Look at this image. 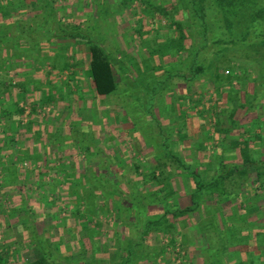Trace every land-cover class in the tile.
I'll return each instance as SVG.
<instances>
[{
  "label": "trees",
  "instance_id": "1",
  "mask_svg": "<svg viewBox=\"0 0 264 264\" xmlns=\"http://www.w3.org/2000/svg\"><path fill=\"white\" fill-rule=\"evenodd\" d=\"M19 1L24 3L21 5ZM57 1L58 0H38L39 5H36V2H32L30 5H28L26 0H18L16 2L12 0H0V3H3L1 4L3 6L2 12H4L1 15H3L5 18H10L16 13H25L27 15L28 13L33 12L32 8L34 5H36V7H34V11L37 10V6L40 8L38 15L40 18L39 24L34 26L28 24L29 27L24 26L25 28L27 27V30L26 34L22 35V37L18 36L17 38H14L12 32H8V29L11 28H6L2 25L0 26V32L2 27L4 30V34L0 33V66H4V61L6 59V67L9 65L8 69H13L19 64V61L24 62V60L34 57L30 56L28 53L39 55L41 51L47 52L48 54L45 57L40 56L37 60L48 62L51 55H55L54 53L58 52V54L55 56V61L51 62V72L43 74L39 73V78H36L35 73H25L26 76L21 75L18 81H16L14 76L9 74V70V72L7 71L3 74H0V127L3 129L2 132L4 134L3 138L0 139V182H2V184H0V193H2V191H4L6 188H11L15 191V195L12 196L14 209L9 215V218L12 217V219H14V223L19 225V223H17L19 218L18 216L14 215L15 212L22 211L24 212V215H28L29 219L24 220L23 225L20 224L16 227H19L18 229L22 230L25 227H28L29 231L33 235L35 234L34 237L30 238V241L33 242H31L32 244L36 245L38 251L42 254L41 258L36 264H60L59 261H61L62 256L66 257L68 261H72L73 264H77L78 258L73 259L72 256H70V249L63 241L64 236L61 233V229L59 230L61 227V220L59 219V216H54L52 218V221L55 223L57 222L55 226L59 231V236H55V238H53L51 232H45L41 237H39L35 233L37 229L35 227L37 218L34 211L35 209L44 207L43 205L45 202L41 200L42 198L33 199L26 196L25 189L27 187L24 184V180L22 182V178L25 180L38 178L40 180L44 177V173L42 169H24L22 168V164L26 159H30L32 165L36 162L40 163L42 164V168L45 167L46 171L49 168V164L46 161V163H44V161L40 162L42 161L40 160L41 155L36 151L35 148H14V146L18 144L17 133L20 132L21 125L16 123L13 118L20 115L24 116L25 110L20 107L22 102H24L26 105H29L32 111L31 115H35L39 106L50 105L53 103L55 104L57 100L60 99V96L71 105L75 99L82 95V91L79 93L78 88H75L74 85L80 80V72L74 71V69L82 64L81 60L76 62L78 58L76 57L77 55L75 52L79 43H82L86 49V52L89 54L88 79L91 80V91H94L96 98H106V105L114 102L115 105L123 110L124 115H126V117L132 121L135 129L140 133L141 141L149 144L155 149V151L158 149L169 151V155L175 156L177 160L179 159L178 154H175L172 151V148H178L180 144L183 143V138L186 136L177 137V135H174L170 130L165 132V130L162 129V131H156V129L154 130L152 128L156 124H158L159 128L161 124L157 117V108L163 105L165 99H167L169 96V92L175 91L177 88L179 92L185 90L187 92H191L199 85H201L203 88L210 87L212 83L216 85V80H214L213 77L209 75L212 65L211 58L219 56L222 51L226 50H236V48H247V50L249 48V50H255L258 49L259 46L264 45V0H180L184 7V14H186L185 20L189 25L187 28L185 27V30L189 29L191 31L190 36L189 34L185 33L183 30L184 28L180 27V23L178 26L180 28L178 37L174 38L170 36L165 42L162 41L158 43V35L150 36L152 40L147 38V41H149V43L154 41V45L150 46L149 43L146 44L148 49L151 51L156 50L164 57L170 56L172 58H176L177 60L173 63L170 62V65H168L167 69L162 74H160L159 77L149 78V76L147 77L148 73L145 71L144 73L142 72V76L140 74V77H136V75L132 74L131 70L129 69V72L125 73L123 77L120 76V79L117 80L114 71V66L116 65L114 60L117 59L118 62H123L125 58L119 56L117 57V52H111L109 48L105 46L104 38L106 39V37L103 35L100 37L98 36L100 35V33L98 34V21L92 23L90 28H88V33H86L83 27L80 25H64L62 21L59 20L60 18L56 20L54 14L56 12L54 4L56 5ZM146 4L150 3L146 2ZM101 10L104 11L105 8H101ZM98 11L100 13L102 12L100 9H98ZM143 25L146 27L148 26L147 23H143ZM33 28L38 30H35L34 35L35 38H39V42H37V44L35 41L33 42L31 40L32 35H30V31ZM20 30L22 33V28ZM10 34H12V36ZM146 36L147 35H144L143 37L146 38ZM188 40H191L190 42L192 46L186 51L184 47L186 45V41ZM22 41L30 46L31 50L27 51V55L18 54L9 56L8 58L3 57L2 45L6 46L9 44L7 49H12L14 45H17V43ZM144 41L147 42L146 40ZM113 42H116L115 37ZM33 49H35V53H33ZM67 49H70L69 55L64 57L62 52ZM176 49L178 50L177 52ZM183 52L186 54L185 56L182 55ZM204 54H206L207 57H205L202 62H199L200 56H203ZM70 58L74 60L72 64L69 62ZM9 61H12V64H9ZM144 67L146 70H148L150 66L146 64ZM66 71L70 73V76L66 80H63L62 76L64 73H66ZM182 72L185 75H182ZM130 77L133 78L132 81L130 80ZM176 78H182L187 80V82H185L184 85L177 84L172 88H167V95L166 92H164V95H161L162 97H160L161 99L158 102L156 99L158 89L165 86V84L169 81H174ZM253 79L254 83L258 81L257 76H254L252 80ZM122 80L123 83L120 84L119 82ZM259 81L262 82H258L257 87L255 86L256 88L253 93V99H250L249 97L250 104L255 103L253 107L248 104L247 99L245 102L239 100L232 103L228 102L229 105L227 106L228 109H233L234 114H238L240 116L249 115L250 117L252 115L257 116L256 121L251 123L253 130V125L255 126L256 122L260 124L261 118H259V113L261 111L260 109L264 108V73L262 80L260 79ZM127 82H129V84H125ZM78 86L80 89H82L80 85ZM179 86H185V88L183 89ZM33 88H38V90L41 88L44 94H41L40 92L39 95H37L33 92ZM139 88L140 91H138ZM216 88V94L221 95L222 90L218 87ZM233 91H237L235 90V87L233 88ZM141 92L144 93L143 97H141L143 94ZM192 97L193 95L188 93V95L184 98L189 103L188 105H185V108H182L181 113L184 119H187L190 115H193L192 113L197 114V112L192 111V108H197L199 103H193ZM222 102H224V97ZM198 113L200 115L199 118H203L204 115L200 114V112ZM182 124H184L183 121ZM161 132L163 135H161ZM6 144H8V146H6ZM79 150L80 152L78 154L80 155L82 153L88 154L85 148H79ZM80 155L78 157H80ZM243 161L244 164H246V167L243 168L244 170L249 171L251 167L257 168L259 170L261 166L264 167V164L262 165L263 160L260 158L257 160L253 157H250L248 154L243 158ZM147 165V163L144 164V166ZM49 166L52 167L51 165ZM183 166L184 170L188 171L192 176L197 175L196 173L198 172L196 170H192L191 168L187 167L186 164H183L182 167ZM142 167V163H137L135 165L136 172H138ZM49 172H52V170L49 169ZM55 172L57 174V169L54 171V176H52L53 179L50 183L47 184L41 180V188L46 192V194L48 192L52 193L54 197L55 194H58L56 196H59V194L61 195L62 192L63 200L65 201V199H68V197H66L65 190H70V193L72 194L74 188L73 186L78 184L79 180H75L77 178L74 179L73 177H68L63 181H60L58 180ZM233 172L234 169H231L230 167L228 168L227 166L223 165L222 162L221 168H218L216 172V179H213V182L209 185L203 183L201 180V182L196 184L195 192L207 189L209 187H213L215 189L220 188L223 186L221 184L223 182L222 180L225 177L232 175ZM153 173L154 174L151 175L153 178L152 180H154L156 183H160L161 181L156 176L155 171H153ZM97 175L86 178L89 182L90 188L95 189V187L98 186V189H100V192H102L101 194L104 195L108 200L113 201L114 197L118 196L120 199H122L118 201V211L123 213L136 210V215L140 217V213L143 211L144 196H146L140 187H137L138 189L136 188V190H134V188L131 186L130 195L128 193V191H130L129 189L128 191L123 192V187H121V184L115 183L112 180H108V178H102L103 176L99 175V171ZM259 175L261 176V174ZM144 179H147V177L145 178L144 176ZM62 186L63 190L60 189ZM164 191H166V189H164ZM160 192H162L161 195L165 199H167V197L169 198L167 193L161 190ZM168 193L171 195V191H168ZM86 196H90V194ZM79 198L81 197L77 196L76 198L77 204L81 203ZM195 198L196 195H193V201L198 205L199 202H197ZM84 199V197L81 198V200ZM84 203H86L87 207L90 208L93 204L90 201L89 205L87 200L86 202L84 201ZM125 204H130L131 207L126 206ZM76 207L77 213L80 214V205ZM158 207H160L158 209H163V216H161L157 222H143L146 230L142 231V233L137 232V236L135 237L141 238L143 241L145 235H147L150 229H153L156 233L162 232L171 235L173 234V228L167 219L168 216L170 218L173 216L174 219H177L179 216L185 215L186 213H191L193 211L191 208L181 209L180 206L170 201L159 204ZM28 221H30L29 225H27ZM166 223L168 225H166ZM54 240H56V242H54ZM50 241H53L54 244L57 243L56 246H54L55 251L50 247ZM170 241L171 242L168 244V247L174 246L175 238L172 237ZM7 242H9L7 239L0 241V264H11L13 262V258L8 260L9 251L5 245ZM138 248L143 247L138 245ZM157 251L159 252L158 254H161L165 250L162 248V250L157 249ZM127 252L128 255L126 259L120 261L119 264H134L133 262L135 260H132V250ZM56 253L61 255V257L57 256ZM94 257L95 256H93V258Z\"/></svg>",
  "mask_w": 264,
  "mask_h": 264
},
{
  "label": "rangeland",
  "instance_id": "2",
  "mask_svg": "<svg viewBox=\"0 0 264 264\" xmlns=\"http://www.w3.org/2000/svg\"><path fill=\"white\" fill-rule=\"evenodd\" d=\"M12 1L16 2L18 0H12ZM92 1L93 0L75 1L74 3L77 5L75 4H74L75 6L72 5L73 8L70 10L71 14L69 15L66 9V5H64V3L66 4L68 1L58 0L55 5L56 12L54 14H55L56 19L58 20L60 18L59 20H61L64 25H68V26L69 25L70 26L80 25L83 27L86 33H88V28H90L92 23H94L97 20L100 21L99 28H98L99 29L98 34L100 33V35L98 36L99 37L101 35L105 36L106 37V39L104 38L105 46L108 47L111 52H114V51L117 52V57L119 56V57L125 58L123 62H118L117 59L114 60L116 64L114 66L115 67L114 71H115L117 80L120 79V76L123 77L125 73L129 72L130 68L136 67V66L138 68L140 67L143 73L144 71L147 72L148 73L147 77L149 76V78H155L156 75L162 74L167 69L168 65H170V62L173 63L174 61L177 60L176 58H172L170 56L164 57L156 50L151 51L150 49H148L146 44L149 43V41H147L148 40L147 38L152 40L150 36L158 35L159 36L157 39L158 43L162 41L165 42L170 36L174 38L178 37V33L180 31V28L178 26L180 23H181L180 27L184 28L183 30L185 31V33L189 34L190 36L191 31L189 29L185 30V27L187 28V26L189 25L187 24L185 20L186 14H184V7L180 0H148L147 3L149 2L150 4H144L142 0H138L136 2L135 0H125L126 5H127L125 8L118 7L115 10H109L105 8V11H102L100 8L101 6L99 7L98 4ZM33 2H36V5H39L38 0H33ZM99 8H100V11H102L101 13L98 11ZM143 23L145 24L147 23L148 26L147 27L144 26ZM15 29L17 30L16 26H15ZM144 35H147L146 38L143 37ZM192 35L194 36L193 33ZM114 37H115L116 42H113ZM144 40H146L147 42H145ZM190 41L188 40L185 43L186 45L184 49L186 51L187 49H190L192 46ZM18 44L13 46L15 47L14 48L15 50L18 48L17 47ZM149 45L150 46L154 45V41H152V43L150 42ZM177 49H176V52L179 50ZM245 50H247V48L245 49L236 48V50H226V51H222L219 56L217 57L215 56L211 58L212 65H211L209 75H211V77H213V79L216 80V85L212 83V85L208 88L207 87L203 88L201 85H199L198 87H195L194 90L191 92L189 91L187 92L186 90L179 92L178 88L175 91H170L169 96L167 99H165L163 105L157 108V112L160 115L163 114V118L165 117L167 121H169L168 119H170L174 115V119H175L174 122L178 124V130L177 131L175 130L174 133L177 135V137L186 136L185 138H183L184 144L181 143L180 146L182 144L183 146H185V144L187 143L188 145H191V148H198V149L199 148H238L240 158L243 159L248 154L250 157H253L257 160L258 158L263 160L262 161V165H263L264 164V136H263L264 135V121H263L264 108L260 109L261 110L259 113V116H260L259 118H261L260 124L256 122V124L258 125L256 124L255 126L253 125L254 128L256 129L258 128L257 130L261 132V134H263L262 135L263 137L261 139L262 141L259 140L256 142L260 150L257 149L254 151V148L250 146V142H247L246 138L244 137L246 133H244V130L242 129V127H240V120H239L240 116L238 114H234V111L232 108L228 109L227 107L229 105L228 102L232 103L238 100L245 102L246 99L248 101V104L253 107L255 103L250 104L249 97L250 99H253V93H254L255 88L258 85V82L260 83L262 82L259 80L260 79L262 80V76L264 73V45L259 46V48L255 50L253 49L249 50V48L247 51ZM69 52H70V49L69 50L67 49V50H64L62 54L64 55V57H67V55H69ZM43 53H46V52L41 51L39 56L42 55ZM75 53L77 55L76 57L78 58L76 62H78L79 60L82 61V64L74 69V71L80 72L79 74L80 80L78 81L79 83V82H83L88 79L89 54L86 52V49L84 48L82 43L78 44V47L76 48ZM82 53H83V57L81 55ZM9 55L10 53L6 51V55H3V57L8 58ZM182 55L185 56L186 54L183 52ZM55 56L56 54L50 57L48 62L39 61L41 65V68L39 71L41 74L51 72L52 70L51 62L55 61L54 60ZM205 57H207L206 54H204L203 56L201 55L199 62H202ZM6 62L7 60L5 59L4 63L6 64ZM69 62L70 64H72L74 60L70 58ZM5 64L4 66H0V70H1L0 74H3L4 72H7L9 70L8 69L9 65L6 67ZM9 64H12V61H9ZM146 64L150 66L148 70H146V68L144 67L146 66ZM9 74H12L13 76L15 75L14 72H9ZM21 74L25 75L23 73ZM182 75H185V74L182 72ZM69 76H70V73H68L67 71L62 76V79L66 80ZM138 76L140 77V74H138ZM254 76H257L258 81L256 83H254V79L252 80ZM132 77H130L131 81L133 80ZM185 82H187V80H184L182 78H176L174 81L173 80L169 81L168 83L165 84V86L160 87L158 89L156 99L159 102V100L161 99L160 97L164 95L163 93L166 92L167 88H170V87L172 88L174 85H177V84L184 85ZM78 83L76 82L74 85H75V88H78L79 93H81V91L83 92L84 90L79 88ZM119 83L122 84L123 80L120 81ZM125 84H129V82ZM179 87L183 89L185 88V86L184 87L179 86ZM216 87L222 90L221 95L216 94V90H217ZM234 87H235V90H237L235 92L233 91ZM138 91H140V88L138 89ZM33 92L36 93L37 95H39L40 92L41 94H44L41 88L40 90H38V88L37 89L33 88ZM188 93L193 95L192 97L193 103L198 102L199 106L197 108H192V111L197 112V114L192 113L193 115H190L188 117L189 119L188 118L184 119L181 112H182V108H185V105L189 104L184 99L188 95ZM166 95H167V92H166ZM143 96H144V93L141 95V97ZM223 97H224V102H222ZM59 98H61V96ZM106 106L108 107L109 105H106ZM20 107L25 110L24 118L26 119V117H28L29 113L31 112V107L29 105H26L24 102L20 104ZM37 110H38L37 113L42 114V116L46 118L51 115L54 109L52 108V106L44 105V106H39ZM198 112L204 115L203 118L201 117L199 118L200 115ZM255 119H257V117ZM182 121L184 122L185 125L182 124ZM161 122H162V127H164V130H166V128L168 127L167 122L166 121L165 122L161 121ZM213 123H214V126L211 125ZM201 124L203 126H205V124L210 125L213 128L212 135L211 133L207 132L209 128L207 127L202 128L200 126ZM193 129H196V133L194 132ZM1 131H2V128L0 127V133ZM127 132L128 131L125 130L124 134ZM234 132H236L237 134L232 135ZM128 134H129L128 136H122V135L118 136L116 140L115 139L114 140L118 142H122V145L124 146L123 148H125L122 154L127 155V157L131 160V163L134 164V167H132V165L130 166V169H132L131 172L134 175L133 177L131 176V174H128L126 169H123L122 166L119 167V165L117 164V161H115L116 159H119L118 156L121 154L119 153L117 157L114 156L113 152L115 148H117L116 146L117 142H115L116 144L113 143L114 145H111L109 148H102L107 159L102 164L100 163L99 166L96 164V162H92L91 158L89 159V155L85 153H82L80 157L78 158L79 161L82 162L81 167L79 168L77 166L78 165L77 160L75 161V159H73L72 156H68V155L62 156L61 155V156L49 157L48 153L43 154L42 152H40L42 153L40 154L41 155L40 160H42L40 162H43V161L44 163L47 162L52 167L48 165L49 168L46 171L45 167L42 168V164H41L40 169H42L44 173V177L40 180L37 178L38 181L36 178L26 179V180L22 178V182L24 180V184L27 187L25 189L26 196L31 197L33 199L42 198L41 200L45 202L44 207H43L45 208L44 209L45 212L51 213L52 208H56L57 209V210L55 209L56 212L59 213L60 217L62 219H65L66 221L67 218L72 216L73 212H76L75 211L76 206L80 205V211L89 209L86 203L82 202L80 204H77L76 199H74L73 201L69 199H70V196L74 197L75 194L76 195L79 194V192L81 191L80 189H77V188L80 187L81 183L85 184L84 181L86 180V178L90 176H96L98 171L100 175L103 176L102 178L108 177L109 180H112L118 184L120 183L123 184V182L125 180H128L129 177L138 178L136 183H134L136 185L144 184V182L148 180L151 181L153 179L151 176L152 174H154L153 171H155V174L157 177L159 178L164 177L166 179L168 178L170 181L172 176H175V170L173 171V169L168 166V163L169 161L175 160L176 159L175 156H170L169 151L161 150V149L148 153L147 148L149 147H145L144 144L139 142L138 138L134 137L133 134H131L130 132ZM205 135H208V136L205 137ZM0 139H2L1 136H0ZM226 140H228L229 142L225 146L224 144ZM179 147L172 148V151L175 154L176 153L178 154V151L180 150ZM45 149L47 150V148ZM199 155H200V151L198 150V156ZM31 163L32 162L30 159H26L22 164V168L24 169H31V168L38 169L39 168L38 165L40 163L36 162V163H33V165ZM137 163L143 164V167L138 172H136L135 170V165ZM146 163L148 165L144 166V164ZM210 165H212L213 167V162H209L207 164V169L209 168ZM49 169H51L52 172H49ZM56 169H57V174L56 172L55 174L58 180L60 181H63L65 178H68V177H71V178L73 177L74 179L77 178L75 180H79L78 184L73 186L74 187L73 192H72L73 194L65 190L66 197L70 195L67 200L65 199V201L63 200L62 192H61V195L59 194V196H56L58 194H55V197H54L52 193L50 192L46 194V192L41 188V185H40L41 180L42 182L44 181L47 184L50 183L53 179L52 176H54V171H56ZM211 169L212 168H209L208 170L204 169L202 171V173H204L205 171L204 176H206L207 179H209V177H211L214 174L213 169L212 171ZM256 170L258 169L257 168L252 169L251 167L249 171L244 170V169H242L241 172L239 170L234 171L235 173H233L232 175L233 178L236 177L237 179H240V180L247 179V182L249 185L248 186L246 185L245 187L246 190H243L241 188L237 189L238 187L237 184L234 186H225L223 184L224 187L221 186L220 188H217V189L212 187L208 189L207 191L205 190L202 193L197 195L195 199L197 200V202H199L198 205L194 203L193 195H192L191 200L193 203L189 208L193 209V211L191 213H186L185 214L186 216H184L186 219H187V216H190V220L189 219L186 220L185 223H182L181 221L180 224L189 227L188 225H191L189 221H192V223L196 221V218L194 217L193 212L199 213L202 210L205 211L204 207L208 205L207 201L211 197L210 193L211 194L214 193L215 195L213 194V196H216V194H220L223 197H225L226 195L225 192L228 189H230L231 191H236V193L242 191L240 192L241 195L244 197H247L249 200L250 196L253 195L252 190L260 191V189H262L263 197H257L254 202L255 204L260 201L264 202L263 200L264 199V184H262V181H264V167L261 166L258 170L261 176L258 174V171ZM82 173H83V176H82ZM144 176L145 178L147 177V179H144ZM0 184H2V182H0ZM180 186L182 185L180 184ZM121 187L123 186L121 185ZM60 189L63 190V186ZM124 191L125 190H123V192ZM94 193L92 195H94L96 199L100 198ZM155 194H158V193H155ZM168 194L169 196L172 195V194L170 195V193ZM245 194H248V195H245ZM14 195H15V191L14 189H11V188H6L4 189V191H2V193H0V221H2L0 222V241H2L3 239H7L9 241L5 245L9 251L8 260L13 258V262L11 264H36L37 261L41 257H40V252L38 251V249L36 247L34 248L32 246L33 242L30 241V238L34 237L35 234L33 235L30 231H28V229H25L27 233H22L21 230L17 232V227H16V226H19L20 224L23 225L24 220L29 219L28 215H24V212L22 211H17L14 213V215L18 216L19 218L17 222L19 223V225L14 223V219H12V217L9 218L11 211L14 209V206H13L14 203L12 202V198H13L12 196ZM104 197L100 198L101 202L99 203V207L101 208L103 206L100 212L102 215L107 213L104 215V218L109 216L107 218L109 220H104L108 222L106 224L108 226L110 225L109 222H111V220L113 219L111 218V216L115 217V214L117 212L115 209L116 207L115 203L117 201L116 202L110 201L111 203L110 205L109 200L106 197L105 198ZM117 197L115 198L117 199ZM244 197H242L240 201L243 207H247L249 203ZM210 204H211L210 205L211 207L216 205L218 210L221 209L224 211L226 208L225 199H223L222 197L221 198L217 197L216 201H212L210 202ZM249 212H250V209L248 208L247 213ZM52 213L55 214V212H52ZM53 214L52 216L54 217ZM251 216L252 215L248 214V217H251ZM38 217L39 216H36V218ZM252 217H255V216H252ZM170 219L168 221L173 228L172 229L173 234L169 235V234H165L162 232H160L161 234L156 233L157 236L160 235L158 238L159 239L158 242L160 243V244L158 243L159 244L158 250H162V248H164L165 251H163L161 254H158L159 252L157 251L155 247L156 245H154L153 249L150 248V250H144V248H136L132 250V255H133L132 260L133 261L135 260L133 262L134 264H143L150 260H152L151 264H158L161 261H164L163 264H189L190 263V260H192L193 258L191 257L192 255L190 254V249L187 247L186 243L182 241L181 238L177 234L176 227L178 226H177V223L175 222L176 220L174 218L173 219L170 218ZM215 220L221 221L222 219H220V217H216ZM30 221H28V224ZM66 225H69V223L67 224L66 222L65 223L63 222V224H61L60 225L61 227L59 228V230L61 229L63 236L64 234L68 233V226ZM166 225L168 224L166 223ZM49 228L50 227H49L48 220L40 221L38 224V229H36L35 233L39 237H41L45 232H51L52 236L55 232L59 233V231H57L58 229L56 228V226L55 228L52 229V231H50ZM209 228H212V227H209ZM14 230H16V233ZM54 230L55 232H53ZM202 232L206 233L205 230ZM217 234H218V242L216 241L214 242V244L216 245L217 243L219 244L220 247H224L223 239L226 236V234L225 233H222V234L217 233ZM215 235L216 233L214 232L213 236L215 237ZM172 237L175 238L174 246L168 247V244H170L171 242L170 240ZM212 242H213V239H212ZM207 243L211 245V248H209V251H212L213 249L218 248L216 246H213V244L211 243V238L210 240L208 239ZM52 249L54 250L53 247ZM85 249H86L85 246L77 248L76 249L77 254L75 256L71 255V252H70V256H72L73 259L78 258L77 264H86L85 257L88 258L89 251L83 257L82 256L83 250ZM90 250H91L90 251L91 255L95 253L94 252L95 248L90 249ZM108 253L109 255L111 254L110 252ZM57 256L61 257V255L59 254H57ZM93 256H96V255L94 254ZM105 257H108V256H103V255L101 256V258H105ZM59 262L60 264L61 263L73 264L72 261H68L66 257H63V256L61 258V261ZM51 264H54V263H51Z\"/></svg>",
  "mask_w": 264,
  "mask_h": 264
},
{
  "label": "crops",
  "instance_id": "3",
  "mask_svg": "<svg viewBox=\"0 0 264 264\" xmlns=\"http://www.w3.org/2000/svg\"><path fill=\"white\" fill-rule=\"evenodd\" d=\"M26 1L28 5H30L33 2V0H26ZM67 1L68 2L66 4L64 3V5H66V9L70 15L71 14L70 10L73 8L72 5H74L75 4L74 2L77 0H71V1L67 0ZM136 1L138 0H135V2ZM147 1L148 0H142L144 4H146ZM92 2L98 4L99 7L101 6L102 9L107 8L109 10H115L118 7L125 8L127 6L125 0H93ZM19 3L22 5L24 2L19 1ZM1 4L3 3H0V5ZM2 7L3 6L1 5L0 26L2 25L3 27L11 28L8 29L9 30L8 32H12L14 38H17L18 36L22 37V35L26 34L27 27L25 28L24 26H28V24H31V26L39 24L40 18L38 15L40 8L37 6L36 8L37 10L34 11V7H36V5H34L32 8L33 12L29 11L30 13H28L27 15L25 13L24 14L16 13L14 16L10 18H5L3 15H1L4 13L2 12L3 11ZM54 8H55V4H54ZM97 21L98 23L100 22L99 20ZM15 26L17 30L15 29ZM3 27L0 32L1 34H4ZM21 28L23 30L22 33L20 32ZM36 28H33L30 31V35H32L31 40L33 42L35 41L37 44V42H39L38 41L39 38L34 37L35 30L38 31ZM12 34L10 35L12 36ZM8 46L9 44L6 46L2 45L3 55H6V51L10 53L9 56L17 55V54L27 55V51L31 50L30 46L28 44H25L24 41L18 44L17 46L18 48L16 50L14 49L15 47L12 46H11L12 49H7ZM34 50L35 49L32 50L33 53H35ZM28 54L34 57H31L30 59H26L24 61L25 63L23 61H19V64L17 63L18 65H16L17 67L15 66L13 69L9 70L10 72H14L15 74L14 78L16 79V81H18V79L21 77L22 75L21 73L23 74L35 73L36 78H39L40 76L39 70L41 68V65L39 60L37 59L40 56L42 57L46 56L48 53L47 52L43 53L40 56L30 53ZM54 54H58V52H55ZM81 55L83 57V53ZM52 56L53 55H51V57ZM130 70L131 73L136 76H138V74H141L142 76L143 74L142 73L143 71L140 69V67L139 68L132 67L130 68ZM156 77H159V75H156ZM87 80L83 82H79V85L82 87L84 91L82 92V95L79 96L77 99H75L71 105L68 104L64 98L58 99L55 104L54 103L50 104L49 106H52V108L54 109L50 116L45 118L42 116V114L37 113L38 110L35 115H31L32 112L31 111L29 113V116L26 117V119L24 118L23 115L15 116L13 119L15 120L16 123H19L21 127H20V132L17 133L18 144L14 146V148H35L38 153L40 152H42L43 154L48 153L49 157L61 156V155L72 156L73 159H75V161L77 160L78 163L77 166L80 168L82 162H80L78 159L79 158L78 156L80 155L78 154L80 152L79 148H85L88 153L87 155H89V159L91 158L92 162H96V164L99 166L100 163L102 164L107 159L102 148H109L111 145H114L113 143L117 142V144L115 143L117 148H115L113 153L115 157H117L119 153L121 154L118 156L119 159L115 158L116 159L115 161H117L119 167L122 166V168L126 169L127 173L131 174V176L133 177L134 175L131 172L132 169H130V166L132 165V167H134V164L131 163V160L127 157V155L122 154L125 148H123L124 146L122 145V142L115 141L116 138L121 135L128 136L129 135L128 133L130 132L131 134H133L134 137L138 138V141L143 143L145 147H149L147 148L148 153L155 151V149L152 148L149 144H146L140 140V133L137 132L132 121H130V119L127 118L126 115H124L123 110L120 107L115 105L114 102L109 104V106L107 107L105 105L106 98L103 97L96 98L94 91H91L92 90L91 80L90 79ZM157 114H158L157 117L160 120L161 124L159 128H158V124L151 127L154 130L156 129V131H159L161 129L164 130V127L162 128L161 126L162 125L161 121L164 122L166 121L168 127L166 128L165 132L170 130L174 135H176L174 131L178 130V124L174 122L175 121L174 115L170 119H168L169 121H167L165 117L163 118V114L162 115H160L159 113ZM256 117L257 116L254 115H252L251 117L249 115L248 116L241 115L239 117V120H240V127H242L244 133H246L244 135L246 141L250 142V146L253 147L254 150L257 149L260 150L256 142L261 140L264 135L257 130L258 128L257 129L254 128V130H252L253 128H251L252 127L251 123L253 121H256L255 119ZM211 125L214 126V123ZM200 126L202 128L204 127L209 128L207 132L211 133L212 135L213 128L210 125L205 124V126H203L201 124ZM125 130H127L128 132L124 134ZM193 130L196 133V129ZM0 134L1 137L3 138L4 134L2 131ZM236 134L237 133L234 132L232 135H236ZM161 135H163L162 132ZM207 136L208 135H205V137ZM228 142L229 141L226 140L224 145L226 146ZM183 144L179 147L180 150L178 149L180 151V152L178 151L179 159L177 160L176 158L175 160L169 161L168 163V166L172 168L173 171L175 170V176H172L170 181L168 178L166 179L164 177L163 178L158 177L161 181L160 183H156L155 181L148 180L144 182V184L136 185L134 183H136L138 178L129 177L128 180H125L123 182V184L120 183L123 186V190L125 191H128V189L130 190L128 191L130 195H131V188H130L131 186L134 188V190H136L137 187H140L141 190L146 195L144 196L143 211L142 213H140V217L136 215L137 213L136 210L123 212V213L118 211L119 210L118 201L122 199H120L119 197H117L116 199L114 197L113 201L109 200V204L111 205L110 201L111 202L117 201L115 203L116 206L115 209L117 212L115 214V217L111 216V218L113 219L111 220V222H109L110 225L107 226L106 224L108 222L104 220H109L107 219L109 216L104 218V215L107 213L102 215L100 212L103 206L101 208L99 207V203L101 202L100 198L104 197V195L101 194L102 192H100L98 186L95 187V189L90 188L87 179L84 181L86 184L81 183L80 187L78 188L81 191L79 192V195L75 194L74 197L73 196L71 197L69 195L70 196L69 200L73 201L74 199L77 198V196H80L81 198L84 197L88 201L89 205H90V201L91 203H93L91 205L92 206L91 208L89 207L88 210L85 209L83 211H80L81 213L79 214L77 213V207H76L75 210L76 212H73L72 216L67 218L66 221L65 219H62L60 217L59 213L56 212L57 210L56 208H52V212H55V214H53L52 212L51 213L54 216H59V219L61 220L60 221L61 224H63V222L64 223L66 222L67 224L69 223V225H66L68 226V233L64 234L63 241L69 247L71 255L75 256L77 254L76 249L85 246L86 249L83 250L82 256L84 257L85 254H87V252L89 251L88 258L85 257L86 264L88 263L119 264L120 261L126 259L128 255L127 251L138 248V245L142 246L144 250H150V248L153 249L154 245H156L155 247L156 249H158L160 244L158 242L159 240L158 238L160 235L157 236L156 232L153 229H150L147 235H145L143 241L141 240V238L135 236H137L136 235L137 232L142 233V231L146 230L143 222L146 221L152 223L157 222L160 219V217L163 216L164 211L163 209L162 210L158 209L160 208L158 207L159 204L165 203L166 201L168 202L170 201L180 206L181 209H187L193 203L191 200L192 195H196L197 197L198 194L202 193L205 190L207 191L208 189H210L209 187L207 189H203L201 191L195 192L196 184L198 182H201V180L203 181V183L207 185L211 184L213 182V179H216V172L218 168H221L222 162L223 165L227 166L228 168L230 167L231 169H234V171L239 170L241 172L242 169L246 167V164H244L242 161L243 159L240 158L238 148H199L198 149V148H191V145H188L187 143L185 144V146H183ZM6 146H8V144H6ZM45 148H47V150ZM198 150L200 151L199 156H198ZM209 162H213V167L212 165H210L209 168L213 169L214 174L211 177H209V179H207L206 176H204L205 171L204 173H202V171L204 169L206 170L209 169V168L207 169V164ZM183 164H186L187 167L191 168L192 170H196L198 172L196 173L197 175L192 176L188 171L184 170V166L182 167ZM38 167H39L38 169H40L41 164H39ZM253 168L254 167H252V169ZM232 175L225 177L222 180L223 182L221 184L222 185L224 184L225 186H234L237 184L238 185L237 189L241 188L243 190H246L245 189L246 185L247 186L249 185L247 179L240 180L237 179L236 177L233 178ZM180 184L182 186H180ZM262 184H264V181H262ZM163 188L166 189L167 192L164 191ZM160 190L167 194L168 191H171L172 195L169 196L168 194L169 198L167 197V199H165L160 194L161 193ZM67 191L70 192V190ZM252 191H253L252 192L253 195L250 196L249 198L250 201L248 200L247 197L241 195L240 192L242 191L236 193V191H231L230 189H228L225 192L226 195L224 194L225 197H223L220 194H216V196H213L214 193L213 194L210 193L211 197L207 201L208 205L204 207L205 211L202 210L199 213L193 212L196 221H194V223H192V221H189V223L191 224L188 225L189 227L185 225H181L180 222L182 221V223H185L186 220L188 219L190 220V216H187L186 219L184 217L186 215H181L177 219H175L176 220L175 222L177 223L178 226L176 227L177 234L181 238V240L186 243L187 247L190 249V254L192 255L191 257H193L192 260H190L189 264L192 263L193 264H264V202L260 201L257 202L256 204L254 202L257 197H263V192H262L263 190L260 189V191L258 190L256 191L252 190ZM86 192H88L90 196H86L89 195ZM93 193L99 196L100 198L96 199L95 196L92 195ZM240 196L244 197L249 203L247 207H243V205L241 204L240 199L242 197ZM217 197L220 198L222 197L223 199H225L226 208L224 211L221 209L218 210L216 205H214L213 207L210 206L211 205L210 202L216 201ZM81 198H79L81 203L82 202L84 203V201L86 202L85 199L81 200ZM126 206H130V204H126ZM248 208L250 209L249 213H247ZM44 209L45 208L43 207L39 209H35L34 212L37 214L36 216H39L37 218V222L35 223V227L38 229V224L40 221L48 220L50 227L49 229L50 231H52V229L55 228V224L57 222L55 223L54 221H52L53 218L52 214L45 212ZM248 214L255 217L252 216L248 217ZM216 217H220V219H222L223 221L222 220L216 221L215 220ZM171 218L173 219V216H171ZM167 219L169 220L170 217L168 216ZM18 228H17V232L21 230L22 233H26L25 229H28L29 231L28 227H25L23 230ZM204 230L206 231V233L202 232ZM14 231L16 233V230ZM53 232H55V230ZM214 232L216 233L215 237L213 236ZM55 233L53 234V238H55V236H59V233L57 232ZM217 233L226 234V236L223 239L224 247H220L219 244L217 243L216 245L214 244V242L216 241L218 242ZM210 238L213 246L218 247L213 249L212 251H209L211 245L207 243L208 239L210 240ZM54 242H56V240H54ZM56 244H54L53 241H50L51 248L52 247L54 248ZM32 246L34 248L36 247L35 244H32ZM93 248H95L94 254L96 255L94 259L92 258L94 254L91 255L90 253L91 251L90 249ZM108 252H110L111 254L109 255ZM41 255L42 254L40 253V257ZM102 255L108 257L101 258ZM151 263L152 260L143 264H151ZM163 263L164 261H161L158 264H163Z\"/></svg>",
  "mask_w": 264,
  "mask_h": 264
}]
</instances>
